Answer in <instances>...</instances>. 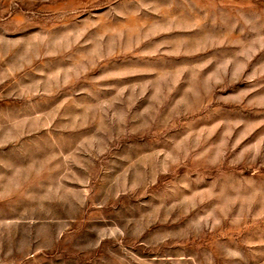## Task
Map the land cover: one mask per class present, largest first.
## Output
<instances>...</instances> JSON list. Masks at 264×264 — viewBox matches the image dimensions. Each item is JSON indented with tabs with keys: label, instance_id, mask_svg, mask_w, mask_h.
<instances>
[{
	"label": "rangeland",
	"instance_id": "obj_1",
	"mask_svg": "<svg viewBox=\"0 0 264 264\" xmlns=\"http://www.w3.org/2000/svg\"><path fill=\"white\" fill-rule=\"evenodd\" d=\"M0 264H264V0H0Z\"/></svg>",
	"mask_w": 264,
	"mask_h": 264
}]
</instances>
